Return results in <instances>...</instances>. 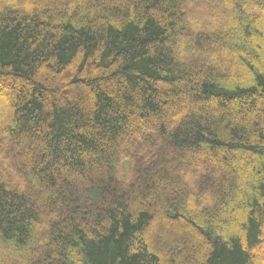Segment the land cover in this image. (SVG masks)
<instances>
[{
	"label": "trees",
	"instance_id": "obj_1",
	"mask_svg": "<svg viewBox=\"0 0 264 264\" xmlns=\"http://www.w3.org/2000/svg\"><path fill=\"white\" fill-rule=\"evenodd\" d=\"M191 1L0 0V264H264V0Z\"/></svg>",
	"mask_w": 264,
	"mask_h": 264
},
{
	"label": "rangeland",
	"instance_id": "obj_2",
	"mask_svg": "<svg viewBox=\"0 0 264 264\" xmlns=\"http://www.w3.org/2000/svg\"><path fill=\"white\" fill-rule=\"evenodd\" d=\"M202 1H204V5L211 6V4L208 3L207 0H202ZM193 2L195 4H193ZM200 3H201V0H192L190 2L189 6L196 11V8H197L196 6H197V4H200ZM12 103H13V100H12L11 90H9V88H7V87L0 86V129L6 125L8 119L11 115V111L13 110ZM3 105H6V107H7L6 110H3V108H2ZM259 254H260L259 257H262V256L264 257L263 251L259 252L258 255Z\"/></svg>",
	"mask_w": 264,
	"mask_h": 264
}]
</instances>
